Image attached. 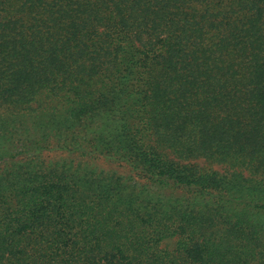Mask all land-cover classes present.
<instances>
[{
	"label": "trees",
	"instance_id": "16d2710c",
	"mask_svg": "<svg viewBox=\"0 0 264 264\" xmlns=\"http://www.w3.org/2000/svg\"><path fill=\"white\" fill-rule=\"evenodd\" d=\"M0 264H264V0H0Z\"/></svg>",
	"mask_w": 264,
	"mask_h": 264
},
{
	"label": "rangeland",
	"instance_id": "374dc122",
	"mask_svg": "<svg viewBox=\"0 0 264 264\" xmlns=\"http://www.w3.org/2000/svg\"><path fill=\"white\" fill-rule=\"evenodd\" d=\"M169 159H172L176 163L180 164H190L198 168H208V169H217V170H222V167L217 164L216 162H210L206 160L203 157H187V158H182L179 159L177 155L173 154L169 156ZM96 163L102 164L101 166L109 169V170H116L119 173L127 174L132 171L131 167L129 164L120 161L118 159H106V158H101L96 160Z\"/></svg>",
	"mask_w": 264,
	"mask_h": 264
}]
</instances>
